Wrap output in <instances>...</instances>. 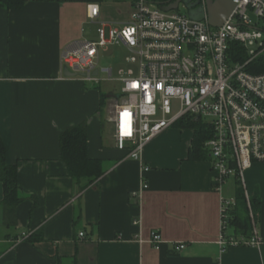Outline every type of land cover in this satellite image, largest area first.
<instances>
[{
	"label": "crops",
	"instance_id": "crops-1",
	"mask_svg": "<svg viewBox=\"0 0 264 264\" xmlns=\"http://www.w3.org/2000/svg\"><path fill=\"white\" fill-rule=\"evenodd\" d=\"M129 1H116L119 23L131 18L134 0ZM89 3L25 0L17 9L0 6V135L7 163L18 167L23 197L9 213L0 182V264H264V162H253L241 182L247 198L260 201L255 225L262 244L223 251L212 159H189L195 130L171 126L147 144L140 159L128 157L117 147L104 82L66 76L64 52L97 38L86 36V24L97 22L88 17ZM113 63L117 71L121 66ZM79 124L87 127L90 157L103 168L83 190L70 176L60 144L61 134ZM238 180L227 181L224 196L236 197ZM155 232L163 240L160 248L151 242ZM24 233L29 236L22 238ZM227 233L234 235L232 228ZM179 243L186 248L176 250Z\"/></svg>",
	"mask_w": 264,
	"mask_h": 264
},
{
	"label": "built area",
	"instance_id": "built-area-1",
	"mask_svg": "<svg viewBox=\"0 0 264 264\" xmlns=\"http://www.w3.org/2000/svg\"><path fill=\"white\" fill-rule=\"evenodd\" d=\"M174 1L134 0L126 25L112 27L101 21L98 39L73 43L62 56V66L86 83L117 84L110 91L114 101L109 120L117 147L128 157L140 159L148 143L183 119L206 123L213 135L205 147L212 159L215 189L221 194L218 243L223 251L229 246L260 247L254 220L250 239L228 235L227 216L235 198L224 196V186L231 177L242 182L253 162H264V72L249 71L264 59V0H232L235 9L220 27L208 22L206 0L189 1L194 10L203 8V19L191 17L183 1L177 9H162ZM181 4L188 13L179 10ZM87 9L89 19L98 21L100 5L89 3ZM234 44L239 45L237 54ZM114 45L130 52L117 71L101 62L102 50ZM240 54L246 55L242 61L236 60ZM162 241L153 233L151 242L157 248ZM175 248L181 251L186 244Z\"/></svg>",
	"mask_w": 264,
	"mask_h": 264
},
{
	"label": "trees",
	"instance_id": "trees-1",
	"mask_svg": "<svg viewBox=\"0 0 264 264\" xmlns=\"http://www.w3.org/2000/svg\"><path fill=\"white\" fill-rule=\"evenodd\" d=\"M87 2H101L102 0H85ZM169 0H156V2H166ZM25 0H0V6L5 9H17L23 6ZM234 53L239 49V45H233ZM240 50V49H239ZM235 54V55H236ZM246 55H238L236 60H244ZM253 73L264 72V59H258L254 65L249 67ZM103 95L101 106L105 105ZM183 128H193L195 136L189 151L190 160H206L210 154L205 147V142L212 137L213 132L203 121L186 118L178 123ZM61 156L67 164L69 174L73 180L79 184L81 190L93 184L103 173L102 161L91 158L88 148V134L85 124L72 126L65 130L60 137ZM0 182L4 186L5 206L7 211L14 212L16 206L23 200L18 185V167L15 164H8L6 159V145L0 135ZM260 201L257 197L246 196L245 190L240 180L237 182L235 203L229 210L227 223L228 228H232L235 237L250 239L253 236V220L257 222L258 205ZM59 264H76L61 262Z\"/></svg>",
	"mask_w": 264,
	"mask_h": 264
},
{
	"label": "rangeland",
	"instance_id": "rangeland-1",
	"mask_svg": "<svg viewBox=\"0 0 264 264\" xmlns=\"http://www.w3.org/2000/svg\"><path fill=\"white\" fill-rule=\"evenodd\" d=\"M116 1L117 0H102L101 2H99L100 8L102 9V13L103 16L100 17V19L97 22H88L85 26V31H86V36L90 39H98V31L101 28V21H106L109 22L111 24L112 27H119L122 28L124 25H126L128 22H123V23H119V21L116 19V17L113 15V11L116 7ZM121 2H125L127 5L130 2L129 0H120ZM180 11L182 12H186L188 13V10L186 7H184L183 4H181ZM250 17L253 20H257L256 16L254 13L249 12ZM109 32V28H106V33L108 35ZM103 65L105 64H109L112 65L110 63H113V65L115 64V67L118 68L119 66L123 67L125 66V59L126 57L129 55V51L121 46H110L109 51L108 52H103ZM111 56H114L113 58ZM117 70V69H116ZM105 83V82H104ZM102 84V89L105 91H113L115 89H117V84L115 83H107V84ZM114 101V99L112 98L111 103ZM179 109L178 107V103H174L173 106V111L177 112V110ZM107 111V110H106ZM108 114V112H107ZM229 230H231V228H229Z\"/></svg>",
	"mask_w": 264,
	"mask_h": 264
},
{
	"label": "water",
	"instance_id": "water-1",
	"mask_svg": "<svg viewBox=\"0 0 264 264\" xmlns=\"http://www.w3.org/2000/svg\"><path fill=\"white\" fill-rule=\"evenodd\" d=\"M184 2L189 9L191 17L196 19H203L205 13L203 8L194 10L195 4L189 3V0H175L174 2L164 5L162 7L165 11L177 9L180 2ZM207 2V18L208 22L214 27H220L229 18L235 9V4L232 0H206ZM97 73V71H95ZM66 76H75L76 74L68 69H65Z\"/></svg>",
	"mask_w": 264,
	"mask_h": 264
},
{
	"label": "flooded vegetation",
	"instance_id": "flooded-vegetation-1",
	"mask_svg": "<svg viewBox=\"0 0 264 264\" xmlns=\"http://www.w3.org/2000/svg\"><path fill=\"white\" fill-rule=\"evenodd\" d=\"M189 1H191V0H189Z\"/></svg>",
	"mask_w": 264,
	"mask_h": 264
}]
</instances>
